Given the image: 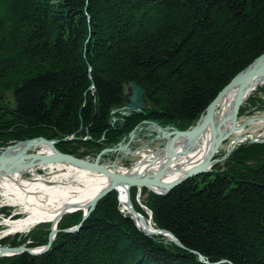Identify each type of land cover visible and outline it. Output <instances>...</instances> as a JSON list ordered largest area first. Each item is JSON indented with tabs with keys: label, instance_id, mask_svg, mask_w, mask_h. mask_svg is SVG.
Returning <instances> with one entry per match:
<instances>
[{
	"label": "trees",
	"instance_id": "1",
	"mask_svg": "<svg viewBox=\"0 0 264 264\" xmlns=\"http://www.w3.org/2000/svg\"><path fill=\"white\" fill-rule=\"evenodd\" d=\"M263 54L264 0H0V149L45 137L94 160L144 121L190 129ZM132 82L151 107L125 116ZM263 93L258 86L240 116L264 110ZM7 94L12 108L2 103ZM141 196L154 227L184 248L147 235L113 191L80 231L58 233L49 252L0 264H264V142L245 141L167 195L143 188ZM82 219L77 211L58 227ZM50 232L42 224L1 243L42 247Z\"/></svg>",
	"mask_w": 264,
	"mask_h": 264
},
{
	"label": "water",
	"instance_id": "2",
	"mask_svg": "<svg viewBox=\"0 0 264 264\" xmlns=\"http://www.w3.org/2000/svg\"><path fill=\"white\" fill-rule=\"evenodd\" d=\"M234 85H241V88L239 90L235 103V114L233 117L232 128L227 133L222 134L214 139L209 155L205 161L189 169L183 175V177L175 181L166 182L164 180V176H166V174H168L173 168V166L177 163V146L180 144V142L183 141H185L186 144L192 143L193 146H195V141H198L202 137V135L206 132V130L211 124H215V118L218 111V107L228 90ZM258 85H264V54L261 55L258 59H256V61L252 63L247 69L238 74L231 81V83L227 85L223 89V91L220 92L216 99L210 104L206 113L203 114L197 124L191 127L190 129L180 130L176 127H163L156 122L144 121V124L150 125L151 130H153V132L157 135L156 138L162 141V143L159 144L155 152H159V155L153 156V160L156 161L165 153L167 157L165 164L156 172L148 173L149 171H147L146 173L125 174L120 173L121 171L117 169L123 158L128 157L129 155H138V152L132 149V143L136 139L139 127H137L130 133L129 139L126 143L122 142L116 148H108L103 150L94 161L86 158H80L76 155L64 153L60 151L56 146L60 142V140H50L45 137L21 141L15 145L9 146L4 149L0 153V179L6 176L13 175L15 173H31L37 168L50 164H69L85 170L102 174L109 178L112 184L107 189L99 193L91 201L88 210L84 212L83 219L78 225L64 230L60 229L59 227H57L56 229L51 228L49 242L46 246L43 247L31 248L27 245H23L20 247L0 246V258L12 257L22 253H28L32 256H40L49 252L51 247L53 246V243L58 233L64 231L66 233L73 234L80 231L85 222L95 211L98 203L108 194L112 193L113 191H117L119 186H123L127 189V209L131 214L132 219H134L136 223V217H140L142 219L144 224L142 230L147 235L166 236L171 239L175 244L184 248L183 244L172 232L165 229H155L154 231L149 229L146 218L139 211H137L133 204L131 198V189L134 187H137L139 189L147 188L148 190L156 194L167 195L187 180L196 176H201L203 174L212 172V167L220 161V159L217 158V155L224 143H226L238 131L243 132L248 125L257 123L259 121H264V117L255 116L248 119L244 123L239 122L241 107L247 102L251 95V92L255 90ZM150 107L151 105L149 104L146 98V92L142 85L139 82L129 83L128 102L126 103L121 113L123 115L128 116L131 114V111L133 109L145 110L149 109ZM116 112L117 110H113V114H115ZM114 120L117 121V118H114ZM216 129L217 128L214 125V130ZM245 138L247 137H238L235 140L231 149L229 150L228 154L223 157V159H226L233 152L236 146ZM250 140L252 142H264V139H261L259 141L254 139ZM45 146L49 147L50 151H37L39 147L44 148ZM188 151V149L185 150L183 152V155L184 153L187 154ZM110 153L117 154L115 160L108 163H102L104 155ZM154 161L148 163V166H151ZM79 210L80 209L69 211L66 214L73 213ZM137 226L141 228L138 223ZM201 259H204V257L201 256ZM206 263L209 264L208 261H206Z\"/></svg>",
	"mask_w": 264,
	"mask_h": 264
},
{
	"label": "bare ground",
	"instance_id": "3",
	"mask_svg": "<svg viewBox=\"0 0 264 264\" xmlns=\"http://www.w3.org/2000/svg\"><path fill=\"white\" fill-rule=\"evenodd\" d=\"M240 88L241 85L232 86L222 99L215 118L214 125L217 128L216 130H214V125L211 124L202 137L195 141V146L192 143L186 144L185 141L180 142L176 148L177 163L164 176L166 182L175 181L183 177L189 169L205 161L214 139L227 133L232 128L235 103ZM255 90L251 92V95ZM242 133V131H238L235 135H242ZM187 149L189 151L183 155V152ZM43 150L50 151L47 146ZM155 152L156 148L155 150L149 147L144 148L138 152V155L144 157V161L132 169L123 168L121 161L117 169L121 171L120 173L125 174L146 173L147 171H149L148 173L156 172L165 164L167 157L165 153L154 161L153 156L159 155V152ZM152 161H154L153 164L148 166V163ZM47 168L68 169V172L51 180L42 177L28 178L25 175L29 173H15L0 179V191L2 192L3 190L0 195L14 205L23 206L27 213L23 219L8 223L11 229L7 232V235L17 232H28L40 223H51L52 229H56L58 223L67 212L76 209H80L83 212L87 211L91 201L112 184L111 180L102 174L69 164H50L36 170ZM117 192L120 195L124 212L129 214L127 209V189L119 186ZM136 220L141 228L144 227L140 217H136ZM146 221L149 229L154 231L156 228L153 222L147 218Z\"/></svg>",
	"mask_w": 264,
	"mask_h": 264
},
{
	"label": "rangeland",
	"instance_id": "4",
	"mask_svg": "<svg viewBox=\"0 0 264 264\" xmlns=\"http://www.w3.org/2000/svg\"><path fill=\"white\" fill-rule=\"evenodd\" d=\"M261 97L264 99V93L261 94ZM2 103H4L5 106H8L10 108L14 107L15 103H14V99H13L12 94L5 95L2 98ZM252 111H254V110L252 109ZM255 116L264 117V110L256 111L254 115L251 114V110H250V113L248 112L246 115L240 116L239 122L244 123L248 119L255 117ZM138 127H139V130L137 132V136H136L135 141L132 143V149L137 151V152H140L141 150H143L144 148H147V147H149L150 149H154V150H155V148L157 149V147L159 146L160 143H162V141L156 138L157 135L153 132V130H151L150 125H146L143 123L142 125H140ZM166 127H168V126H166ZM170 127H174V126H170ZM238 137H247L243 141H241L238 145H240V144H242L245 141L250 140V139H254V140L264 139V121H259L257 123H253V124L248 125L246 127V129L243 131L242 135H234L226 143H224L222 145L218 155H217V158L220 159V161L218 163H222L224 160H226L230 156L229 155L226 159H223V157H225L228 154L229 150L231 149L235 140ZM128 139H129V137L123 139L120 143H122V142L126 143L128 141ZM13 145H15V144H13ZM4 148H6V147H4ZM114 148H116V147H114ZM1 149H3V148H1ZM40 150H43V148L39 147L37 149V151H40ZM116 157H117L116 153H110V154L104 155L102 163H108V162L114 161ZM96 158H97V156H96ZM86 159H88V158H86ZM90 160H93V159L90 158ZM144 160L145 159L143 156L129 155L128 157H125L122 159V167L126 168V169H132L133 167H135L137 164H139L140 162H142ZM67 172H68V169L47 168V169H38L34 173H29V174H26L25 176L28 178L42 177L44 179L51 180V179H54L55 177H57L59 175L65 174ZM2 192H3V190H2ZM2 192L0 191V194ZM141 195H142V190L138 189V194H136V196H137L136 202L146 211V213H149L150 212L149 209L143 204V202H141L142 201V198L140 197ZM121 210H122V212H124L122 207H121ZM0 211H3L0 213V246H11L9 244H3V243H1V241L5 238L13 239L15 237H19V239H21L22 237H25L28 234H30L33 230H35L37 227L41 226L42 224H48L52 228L51 223H40V224L34 226L28 232H17V233H11V234L7 235V232L11 229V227L8 225V223L14 222V221L19 220V219H23L24 217H26L27 213H26L23 206L12 204L10 201H8V199H6L2 195H0ZM79 211H81V210H79ZM5 213H8L9 215L6 216ZM124 214H126V212H124ZM66 215H68V214H66ZM83 215H84V212H83ZM29 243H30V241H28L27 243L22 244L20 246H23V245L28 246ZM20 246H11V247H20Z\"/></svg>",
	"mask_w": 264,
	"mask_h": 264
}]
</instances>
